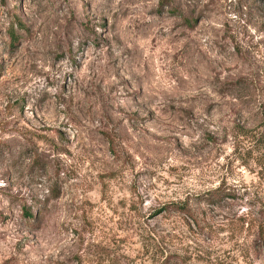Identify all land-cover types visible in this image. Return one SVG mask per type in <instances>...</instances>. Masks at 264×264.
Wrapping results in <instances>:
<instances>
[{
  "label": "rangeland",
  "instance_id": "rangeland-1",
  "mask_svg": "<svg viewBox=\"0 0 264 264\" xmlns=\"http://www.w3.org/2000/svg\"><path fill=\"white\" fill-rule=\"evenodd\" d=\"M263 124L264 0H0V264H264Z\"/></svg>",
  "mask_w": 264,
  "mask_h": 264
},
{
  "label": "trees",
  "instance_id": "trees-1",
  "mask_svg": "<svg viewBox=\"0 0 264 264\" xmlns=\"http://www.w3.org/2000/svg\"><path fill=\"white\" fill-rule=\"evenodd\" d=\"M15 33H12V36L15 37ZM240 144L239 141H236L235 149L239 150ZM250 150L251 148L255 149L257 153H260L262 155V158L264 159V124L255 131L251 132V141H250ZM260 155V156H261ZM221 193H223L219 188H212L208 190L206 197L207 198H215V200H218L221 197ZM218 198V199H217ZM175 204L174 208H177L183 213L191 214L189 212V207L187 203H172ZM258 223H257V234L254 240V243L257 244V240H261V245L264 247V209L260 211L258 214Z\"/></svg>",
  "mask_w": 264,
  "mask_h": 264
}]
</instances>
